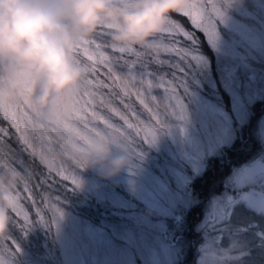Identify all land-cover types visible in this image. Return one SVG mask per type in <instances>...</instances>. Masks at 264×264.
Returning <instances> with one entry per match:
<instances>
[{
  "label": "rangeland",
  "instance_id": "1",
  "mask_svg": "<svg viewBox=\"0 0 264 264\" xmlns=\"http://www.w3.org/2000/svg\"><path fill=\"white\" fill-rule=\"evenodd\" d=\"M199 2L207 4L208 0ZM218 31L215 47L208 43L213 61L198 48L202 62L190 78L185 130L162 134L155 145L145 149L142 159H137L133 146L126 142L133 162L111 179L100 177L95 169L78 171L54 164L84 181L82 191L92 198V213L86 216L61 200L63 219L58 228L52 224L57 251L48 250V259L42 262L23 250L16 253L17 245L10 246L0 237V259L5 264H13V259L15 264H181L187 249L193 253L187 264H201L205 223L217 204L227 205L228 233L222 237V248L235 242L244 250L259 238L260 233L251 228L249 232L242 223L252 221L245 209L264 214V152L246 163L232 165L223 190L208 200L191 187L212 160L223 157L225 147L245 140L243 129L256 115L264 148V0H245L242 6L226 7ZM153 68L162 73L170 71L167 67ZM114 87L111 95L105 93L112 105L130 115L124 107L130 104L147 122L148 113L135 95L125 97L121 87ZM151 95L161 108L167 103L162 89L154 88ZM98 110L110 123L126 128L107 108ZM22 116L23 110L15 118L22 121ZM72 123L82 129L78 121ZM24 126L37 145V153L43 150L32 139L34 135L51 137L52 144L57 140L54 129L33 133L27 123ZM93 126L99 130L107 127L91 119L89 127ZM56 198L51 196L53 201ZM200 203L204 212L188 216ZM47 205L45 200L43 207L51 219L53 212ZM25 210L30 216L29 208Z\"/></svg>",
  "mask_w": 264,
  "mask_h": 264
},
{
  "label": "snow or ice",
  "instance_id": "2",
  "mask_svg": "<svg viewBox=\"0 0 264 264\" xmlns=\"http://www.w3.org/2000/svg\"><path fill=\"white\" fill-rule=\"evenodd\" d=\"M228 4L229 0H208L207 4L192 0L190 9L180 16L189 18L194 28L202 32L207 42L215 47L219 39L218 26L225 20V8ZM105 29L107 26H101L100 31H97L92 38L82 41L77 47L76 56L85 67L86 76L81 82L79 96L71 101V116L61 119L60 123L64 132L75 130L82 138L87 139L88 136L99 132L96 126L89 127L90 120L100 121L116 131L122 141L132 145L133 154L137 159H142L145 149L155 145L162 134L166 132L171 134L175 129L185 130L188 123L185 98L189 95L190 78L202 62V56L198 51L199 40L173 17L169 18L168 26L163 33L154 37L146 46L135 49L112 45L109 43V34L104 31ZM106 35L108 39L103 38ZM153 65L156 69L167 67L170 71L167 73L153 71ZM101 68L104 70L103 73ZM102 74L111 82L110 84L99 78ZM114 86L121 87L125 97L135 95L148 113L147 122L141 119L142 113H137L130 104L124 105L130 115L112 105L102 89H110ZM154 88L162 89L165 94L164 100L167 103L163 104L162 108L161 105L154 103L156 97L151 95ZM111 94L110 92L109 95ZM31 95L32 92L29 90L27 96ZM100 108H107L114 116L119 117L126 128L110 123L109 119L98 110ZM21 110L24 111L25 118L30 115L29 98H26L17 109H0V119L15 129L21 152L27 153L33 159L39 155L40 162L46 166L47 171L37 175L21 155L11 149L5 153L4 140L10 136V133L7 127L0 126V175L9 171H18L26 177L17 185L20 191L16 190L17 187L12 192L0 191V200L6 202L10 213L21 218L18 221L10 215V228H15L19 223L21 230L27 234L37 223L49 230L52 224L58 228L63 219L64 212L59 194L55 201L51 199V193L57 186L56 178L60 181L70 180L74 189L78 187L80 181L75 173L57 168L47 159L46 152L53 142L51 137L33 136L32 139L37 140L43 150L37 153V145L32 143L28 136L29 129L24 126L27 120L18 121L15 118L17 112ZM73 121H78L82 129L73 126ZM31 131L36 132L35 129ZM37 188H43L44 192L37 193L35 191ZM45 200L53 212L50 221H46L45 216L41 215L45 211L42 206ZM24 201L36 207L35 217H39L38 220L30 219ZM226 207L225 204H217L210 210L205 223L206 244L202 248L201 264H236L247 255V252L241 250L235 242L229 248L221 247L222 237L228 233ZM21 251V247L17 245L15 252L20 254ZM15 262L16 260L13 259V264ZM0 264H5L4 260L0 259Z\"/></svg>",
  "mask_w": 264,
  "mask_h": 264
},
{
  "label": "clouds",
  "instance_id": "3",
  "mask_svg": "<svg viewBox=\"0 0 264 264\" xmlns=\"http://www.w3.org/2000/svg\"><path fill=\"white\" fill-rule=\"evenodd\" d=\"M245 0H229L242 6ZM192 0H0V109H17L29 98L30 128L56 129L47 159L74 170L95 169L111 179L132 164L130 146L110 127L82 138L64 132L61 119L71 116L85 67L78 45L107 26L112 45L146 46L168 26L169 18L188 11ZM29 90L32 95L27 96ZM17 112L16 115H19ZM26 177L18 171L0 175V191L11 192ZM77 190L84 181L79 178ZM10 208L0 200V237L10 230Z\"/></svg>",
  "mask_w": 264,
  "mask_h": 264
},
{
  "label": "trees",
  "instance_id": "4",
  "mask_svg": "<svg viewBox=\"0 0 264 264\" xmlns=\"http://www.w3.org/2000/svg\"><path fill=\"white\" fill-rule=\"evenodd\" d=\"M173 18H175L186 31L195 35V37L199 40V50L205 56H209L210 60L213 61V56L209 50V44L205 35L194 28L189 18L182 17L180 15H173ZM98 31H100V29ZM104 31L108 33L107 29ZM103 38L108 39V36L106 35ZM109 43H111L110 40ZM103 71V68H101V73H103ZM99 78L104 80L105 83H111L103 74ZM113 90L115 91V87L102 89L104 93ZM0 126L7 127L10 133V136L4 140L5 153L11 149V151L21 155L22 159L29 163V166L35 170L37 175L47 171L46 166L40 162L38 157L33 159L27 153L21 152V145L18 144L16 140L18 134L15 129L11 128L10 125L2 119H0ZM243 136L245 137V140L240 142L237 141L233 146L225 147L223 157L212 160L209 166L205 169L204 173L191 183L192 189L198 190L204 200H208L212 195L218 194L223 190L225 179L230 174L231 168L234 165L246 163L264 152L263 143L258 134L257 115L247 122L245 128L243 129ZM228 161H230L229 164H227ZM56 179L57 186L51 193V196L57 197V194H59L60 200H63L70 208L83 211L82 213L86 216L88 214L91 215L92 205L90 207V202H92V198L86 195L82 190H77V188L74 189L70 180L60 181L59 178ZM30 183L32 182L30 181ZM16 190L20 191L19 187H17ZM35 191L37 193H43L44 189L37 188ZM24 207L29 208V211L31 212L29 216L30 219H39V217H35L36 208H34L32 204L28 201H24ZM204 210V204H197L189 211L188 216H193V214L196 215V212L200 215L204 212ZM245 210L247 213H250L252 221L250 220L249 224L242 223V226H248L247 228L249 229L247 230H249V232L251 228L253 231L260 233V236L257 240L255 238L253 244L251 243L244 249V251L247 252V255L242 257L241 260L236 263L264 264V214L250 209ZM10 215H13V217L18 221L21 219L19 217H15L12 213H10ZM42 215L47 218L46 221L51 220L46 210L42 212ZM2 238L6 244L10 243V246L13 244L19 245L25 253L37 256L42 262L48 259V250L52 252L57 251L52 236V225L51 230H49L43 226L41 227V225L37 223L33 226L32 230L26 234L25 231L21 230V225L17 223V226L15 228H10L8 234ZM187 251L188 254H184L185 260L181 264H187V259L193 255L191 250L187 249Z\"/></svg>",
  "mask_w": 264,
  "mask_h": 264
}]
</instances>
